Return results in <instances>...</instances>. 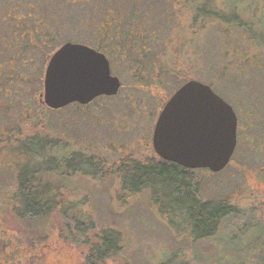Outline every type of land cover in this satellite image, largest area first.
I'll list each match as a JSON object with an SVG mask.
<instances>
[{"label": "rangeland", "instance_id": "obj_1", "mask_svg": "<svg viewBox=\"0 0 264 264\" xmlns=\"http://www.w3.org/2000/svg\"><path fill=\"white\" fill-rule=\"evenodd\" d=\"M210 4L221 16L195 20L202 4L190 0H0V264H83L89 246L72 240L79 234L70 222L88 218L95 223L94 231L83 226L91 240L105 228L122 233V250L107 264H234L239 254L248 264H264V0ZM130 38L146 39L147 48L138 47L142 57ZM66 41L119 47L111 55L112 74L122 86L116 95L36 117L46 56ZM187 79L211 85L230 105L255 99L252 111L241 113L244 134L231 163L221 172L192 173L190 186L202 202L236 207L219 221L214 238L195 236L190 213L180 210L184 198H173L171 187L159 184L156 196L150 188L123 189L116 175L103 180L63 162L38 174L43 187L58 193V208L32 219L15 213L18 171L27 156L16 145L5 148L7 135H48L65 147L60 160L73 151L109 163L127 154L143 159L155 155L159 109Z\"/></svg>", "mask_w": 264, "mask_h": 264}, {"label": "water", "instance_id": "obj_2", "mask_svg": "<svg viewBox=\"0 0 264 264\" xmlns=\"http://www.w3.org/2000/svg\"><path fill=\"white\" fill-rule=\"evenodd\" d=\"M49 60L42 102L53 110L120 91L122 80L112 74L108 57L87 44L66 41ZM237 126L234 107L211 85L189 79L161 109L152 144L168 162L221 172L235 154Z\"/></svg>", "mask_w": 264, "mask_h": 264}, {"label": "trees", "instance_id": "obj_3", "mask_svg": "<svg viewBox=\"0 0 264 264\" xmlns=\"http://www.w3.org/2000/svg\"><path fill=\"white\" fill-rule=\"evenodd\" d=\"M190 1L194 7L202 4L201 7L197 8L198 11L196 12L195 20L198 17V14L204 17L221 16V13L216 14L214 9H208V6L211 5L210 3H212L213 0ZM17 15H20V12ZM60 46L53 47L55 49L48 52V55L46 56L48 62L50 61V57ZM187 80H183V82L177 86V89L182 84L186 83ZM177 89L173 93H175ZM172 94L167 98L168 100ZM40 104H42L40 105V112H38L39 110L36 112V117L43 114L45 115L46 112L53 111V109L49 108L46 104H43V102ZM11 132L13 131L11 130ZM6 139L9 143L5 148L12 149L14 148V145H16L15 150L25 157L27 156V161L18 171V187L14 197V200L16 201L14 211L15 213L17 212L21 218L29 216L30 219H32L39 216V214L47 216L50 212H53L58 208L59 203L55 199V197H58V193L53 195L49 192V187H43V185L38 182L40 179L38 174L47 172L48 170H58L62 162L65 164L66 169L70 170V168H74L76 169L75 171H83L85 174L89 175L98 174L102 176L101 178L103 180L106 175H116V177L123 182V189L136 191L150 188L153 195H155L157 194V186L159 184L171 187L173 198H176L175 196H177V194L183 196L184 199L180 205V210H184L185 213H190L193 222V230L195 236L198 238L210 236L211 238H214L220 230L219 227L222 222L221 220L226 219V217L236 210L235 206L229 204L223 205L222 202H202L199 197H197L196 191L190 186L194 180V175L192 173L196 169L190 170L182 165H177L174 162H168L158 154L147 155L145 158L143 157V159H139L132 154H127L124 155V158L121 160L109 163L105 157H97L94 155L86 156L82 152L73 151L69 155L64 154L62 157L63 160H60L58 153L60 149H65V147L60 146L61 143H59L58 140L56 141L48 135L43 137L40 133H37L34 136H27V138L24 137V139H18L13 134L7 135ZM31 156H37L40 159L32 161ZM130 182H139L140 186H137V189L134 190V187L130 186ZM197 198L200 200V203L197 201ZM38 206H40V208L37 209ZM162 207L165 206H161V208ZM64 210L65 208L60 209L62 212H64ZM217 221L218 223H216ZM219 221L221 222L219 223ZM70 223L75 226L74 231H76L77 234L82 235L81 238L79 235H75L72 240L81 245L85 244L89 246V249L84 256L85 260L83 264H107L108 259L115 257V255L122 250V233H120V231L105 228L100 232H97L94 239L91 240L90 237L87 236L86 230L83 227L84 225H87L88 230L94 231L95 223L91 218H88L86 224L82 223L80 219H76L75 222L73 220V222ZM209 226H214L215 230H206ZM66 232L69 233L68 230ZM239 257H233L231 262L234 264H248V262L245 261L244 256L239 254ZM168 263L169 262L163 261L161 264Z\"/></svg>", "mask_w": 264, "mask_h": 264}, {"label": "flooded vegetation", "instance_id": "obj_4", "mask_svg": "<svg viewBox=\"0 0 264 264\" xmlns=\"http://www.w3.org/2000/svg\"><path fill=\"white\" fill-rule=\"evenodd\" d=\"M110 39L111 40H117V38L116 37H110ZM135 39L134 38H130L129 39V43H128V45H130V47H131V45L134 47V45L132 44V43H136L138 46H136V50H135V52H137V54H138V56H140V57H142L141 56V54L139 53L140 51V49H142V48H147L144 44H143V41L145 42L146 41V39L145 40H143L142 42H140V40H138V39H136L135 41H134ZM125 41V40H124ZM127 41V40H126ZM113 44V43H112ZM89 45V44H88ZM140 45H142V48H140V49H138V47H140ZM90 46V45H89ZM91 47H93V48H95L97 51H101L102 53H104L105 54V56L106 57H108V59L110 60V68H111V71H112V66H113V59H112V57H111V55H112V53L114 52V49L116 48L117 50H119V47H117V46H111V45H109V47H106V48H101V47H97V46H91ZM116 53V56H118L119 54H120V56H122V53H120V51H118V52H115ZM122 86V85H121ZM236 99V98H235ZM237 100H238V98L234 101V104L233 105H231L232 107H234V110H235V112H236V116H237V118H238V126H237V129H238V133H237V140H238V143H237V146H236V149H237V147L240 145V143H241V141H242V137H243V129H241V127H242V124L244 123V118H242V112L244 111V110H246V109H248V107L250 108L249 110L250 111H252V108L253 107H255V103H253L254 102V100L255 99H250V98H243V99H239V101L238 102H240V105H238V102H237ZM245 100V101H244ZM258 102V101H257ZM242 103H243V105H242ZM259 103V102H258ZM259 104H262V103H259ZM244 107H246V109L244 108ZM163 108V107H162ZM161 108V109H162ZM244 108V109H243ZM161 109H159L160 111H159V113H158V115L156 116V119L158 118V116H159V114H160V112H161ZM240 110V111H239ZM249 112V111H248ZM242 113V114H241ZM251 115H249V113H246V117H250ZM252 117V116H251ZM156 119H155V121H156ZM249 121V119H246L245 121ZM255 123V122H254ZM155 125H156V122H155ZM155 125H154V127H155ZM263 125H264V115H263ZM154 127H153V130H154ZM264 127V126H263ZM255 132V131H254ZM254 132H252V133H254ZM152 133H153V131H152ZM154 134V133H153ZM153 134H152V140H153ZM236 149H235V153H236ZM153 150H154V147H153ZM156 154V153H155ZM234 156H235V154H234ZM233 156V157H234ZM233 159V158H232Z\"/></svg>", "mask_w": 264, "mask_h": 264}]
</instances>
